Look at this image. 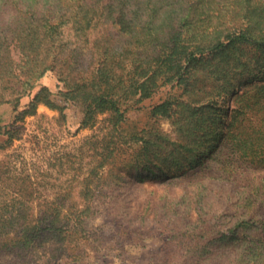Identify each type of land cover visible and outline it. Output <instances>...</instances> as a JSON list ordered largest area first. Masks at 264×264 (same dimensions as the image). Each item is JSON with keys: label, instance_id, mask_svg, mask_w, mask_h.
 Wrapping results in <instances>:
<instances>
[{"label": "trees", "instance_id": "1", "mask_svg": "<svg viewBox=\"0 0 264 264\" xmlns=\"http://www.w3.org/2000/svg\"><path fill=\"white\" fill-rule=\"evenodd\" d=\"M71 23L82 32L101 31L87 37L97 57L86 77H73V65L60 61L61 31ZM110 26L128 41L118 44ZM11 45L23 64L15 62ZM211 60L223 63L214 66L212 88L203 89L199 84L206 78L197 74L208 69L211 86ZM49 71H56L66 87L65 101L81 108L83 127L108 115V136L125 122L134 103L170 87L150 114L172 120L177 141L149 135L128 162L169 171L171 160L173 171L164 183L189 189L180 199L182 208L156 206L154 217L167 222L171 240L187 250L183 264H264V218L254 216L264 211V0H0L1 82L16 80L18 93L26 94ZM49 95L42 87L13 125L0 127L6 143L13 140L18 119L34 115L39 103L59 108ZM225 99L234 105L224 112L220 101ZM171 146H177V155ZM243 168L249 176L236 173ZM223 175V180L240 177L244 191L233 197L223 193L215 183ZM240 202L250 212L228 216L225 229H218L223 214H215L217 208ZM58 214L34 227L37 237L72 231Z\"/></svg>", "mask_w": 264, "mask_h": 264}, {"label": "rangeland", "instance_id": "2", "mask_svg": "<svg viewBox=\"0 0 264 264\" xmlns=\"http://www.w3.org/2000/svg\"><path fill=\"white\" fill-rule=\"evenodd\" d=\"M79 29L72 23L62 28L64 50L59 57L66 65H73V77L79 73L86 77L97 57L87 37L91 40L101 31ZM109 33L118 39V44L128 41L115 27L110 26ZM14 48L11 45L12 55L21 65L22 55ZM219 63L223 61L211 60V86L208 69L197 74L206 78L199 84L203 89L212 88L214 66ZM67 71L70 73V69ZM42 87L50 91V100L64 110L39 103L34 115L18 119L13 140L6 143L8 137L0 135V264H183L187 250L171 240L173 234L167 222L154 217L153 210L162 205L182 208L180 199L189 189L164 183L173 171L171 160L169 171L128 164L149 135L151 139L169 136L172 142L177 141V126L172 120H155L150 114L152 107L166 98L170 87L159 90L153 99L134 103L125 122L108 136V115L99 116L92 126L81 125L82 110L65 101L63 93L67 90L56 71H49L26 94L18 93L20 85L16 80L10 84L0 80V127L13 125L16 115L28 108ZM220 103L224 112L234 105L226 99ZM171 147L175 151L176 147ZM246 172L243 168L236 173L247 177ZM224 177L215 182L223 193L233 197L244 191L245 182L240 177L223 180ZM176 179L173 181L179 182ZM236 203L234 200L233 205ZM233 205L228 203L215 211L223 214L218 229H225L228 216L250 212L241 202ZM56 214L61 224L71 226L72 231L63 229L60 234L37 237L34 227L46 225L45 221ZM254 216L264 218V211H256ZM26 228L28 235L24 234ZM20 240L28 244L23 246Z\"/></svg>", "mask_w": 264, "mask_h": 264}]
</instances>
